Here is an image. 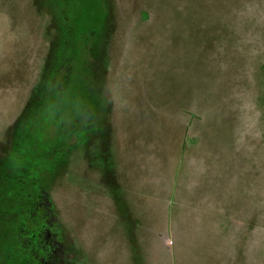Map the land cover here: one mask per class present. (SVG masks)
Wrapping results in <instances>:
<instances>
[{"label":"rangeland","instance_id":"obj_1","mask_svg":"<svg viewBox=\"0 0 264 264\" xmlns=\"http://www.w3.org/2000/svg\"><path fill=\"white\" fill-rule=\"evenodd\" d=\"M0 264H264V0H0Z\"/></svg>","mask_w":264,"mask_h":264},{"label":"crops","instance_id":"obj_2","mask_svg":"<svg viewBox=\"0 0 264 264\" xmlns=\"http://www.w3.org/2000/svg\"><path fill=\"white\" fill-rule=\"evenodd\" d=\"M149 214L150 213H142L141 211L134 209L117 212L116 218L118 220V223L116 224L119 225V227H121L123 231H126V229L131 230L132 233H130V235H134L135 237V227H139V229L149 231L150 223L144 220L147 217H150Z\"/></svg>","mask_w":264,"mask_h":264},{"label":"trees","instance_id":"obj_3","mask_svg":"<svg viewBox=\"0 0 264 264\" xmlns=\"http://www.w3.org/2000/svg\"><path fill=\"white\" fill-rule=\"evenodd\" d=\"M82 128H83V131H84V132L88 131V129H89V127L87 128V127H85V126L81 127V130H82ZM83 137H84V136H83Z\"/></svg>","mask_w":264,"mask_h":264}]
</instances>
